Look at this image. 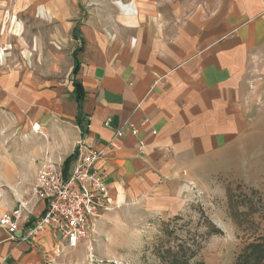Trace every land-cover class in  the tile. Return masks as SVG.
Here are the masks:
<instances>
[{"label":"crops","instance_id":"0c3cea01","mask_svg":"<svg viewBox=\"0 0 264 264\" xmlns=\"http://www.w3.org/2000/svg\"><path fill=\"white\" fill-rule=\"evenodd\" d=\"M23 12L72 30L85 92L78 112L71 81L40 90L22 70L0 69V114L18 117L35 138L23 154L0 158V183L33 216L42 206L25 198L24 183L47 160L63 164L79 142L103 152L112 205L166 217L181 210L183 182L200 161L238 149L264 154L249 151L264 149V86L253 82L264 79V0H0V24ZM7 241L2 255L30 251Z\"/></svg>","mask_w":264,"mask_h":264},{"label":"rangeland","instance_id":"374dc122","mask_svg":"<svg viewBox=\"0 0 264 264\" xmlns=\"http://www.w3.org/2000/svg\"><path fill=\"white\" fill-rule=\"evenodd\" d=\"M41 16H4L0 69L22 70L25 80L37 82L40 90L64 89L79 42L63 20ZM253 82L264 86L259 75ZM6 115L0 114V158L23 154L35 141L31 128ZM256 149L264 153L255 145L249 151ZM239 152L200 161L183 182L187 187L176 215H156L141 205H112L75 249L45 242L29 252L15 246L0 252V257L7 255L3 264H257L249 252L252 245L264 244V154ZM32 181L22 188L28 200ZM16 205L13 195H3L0 213ZM49 240H56L53 233ZM6 242L0 229V249Z\"/></svg>","mask_w":264,"mask_h":264},{"label":"built area","instance_id":"2783aa9c","mask_svg":"<svg viewBox=\"0 0 264 264\" xmlns=\"http://www.w3.org/2000/svg\"><path fill=\"white\" fill-rule=\"evenodd\" d=\"M116 4L121 11L129 12V5ZM104 125L108 126L109 121ZM129 129L136 137L137 130L133 126ZM122 135L118 130L114 137ZM74 154L67 170L63 169V164L51 160L39 168L28 188L29 200L42 206L38 216L32 215L25 202L0 214V229L8 240L33 248L43 244L53 233L56 240L52 242L75 249L87 239L94 221L111 208L110 190L102 165L103 152L79 142ZM3 195L4 186L0 183V198Z\"/></svg>","mask_w":264,"mask_h":264},{"label":"trees","instance_id":"16d2710c","mask_svg":"<svg viewBox=\"0 0 264 264\" xmlns=\"http://www.w3.org/2000/svg\"><path fill=\"white\" fill-rule=\"evenodd\" d=\"M82 48L78 47L73 52V58H74V67L71 71L70 76L71 79V85L73 87V93L77 105V110L80 112L84 98H85V92L81 84L75 79L78 69H79V63L77 61V55L81 52ZM84 121L80 118L78 115L76 117V124L81 129L82 135H85L87 133V128L84 126ZM75 158V154L73 153L71 156L65 159L63 162V169L67 170L73 159ZM252 256H255L257 259V264L264 263V244H254L251 246V250L249 252Z\"/></svg>","mask_w":264,"mask_h":264}]
</instances>
